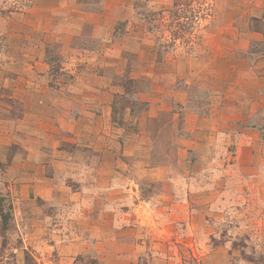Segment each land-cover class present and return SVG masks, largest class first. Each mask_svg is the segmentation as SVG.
Returning a JSON list of instances; mask_svg holds the SVG:
<instances>
[{
  "label": "rangeland",
  "instance_id": "374dc122",
  "mask_svg": "<svg viewBox=\"0 0 264 264\" xmlns=\"http://www.w3.org/2000/svg\"><path fill=\"white\" fill-rule=\"evenodd\" d=\"M0 264H264V0H0Z\"/></svg>",
  "mask_w": 264,
  "mask_h": 264
}]
</instances>
